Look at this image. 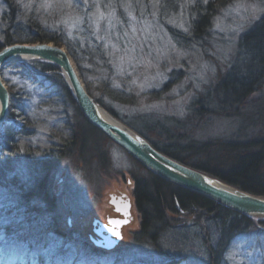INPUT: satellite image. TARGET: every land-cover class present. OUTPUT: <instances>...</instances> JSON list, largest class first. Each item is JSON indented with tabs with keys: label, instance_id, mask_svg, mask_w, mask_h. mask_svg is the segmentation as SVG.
<instances>
[{
	"label": "rangeland",
	"instance_id": "rangeland-1",
	"mask_svg": "<svg viewBox=\"0 0 264 264\" xmlns=\"http://www.w3.org/2000/svg\"><path fill=\"white\" fill-rule=\"evenodd\" d=\"M197 1L214 8L207 30H198L200 37L191 32L189 14ZM53 3L57 18L50 12ZM262 15L264 0H0V35L24 18L60 28L82 49V72L99 105L111 109L121 124L190 165L222 172L230 169L227 158L259 150L264 183V75L242 95L223 85L248 61L238 54L239 39ZM30 62L9 64L0 73L10 99L0 133L8 124L21 129L8 158L14 171L1 177L13 185L0 186V264H208L214 259L213 264H264V218L247 215L250 221L226 238L228 228L196 207L166 214L183 234H172L173 242L135 240L139 215L132 209L134 221L123 228L124 239L109 250L94 248L91 240L98 232L92 217L103 220L114 213L111 195L132 199L127 152L99 142L95 157L90 137L81 153L69 143L73 131L84 130L78 113L52 73ZM47 152L51 171L45 186L51 200L35 197L21 204L20 198L31 200L42 177L27 160ZM223 217L226 226L230 216ZM10 243L18 248L11 255ZM171 243L179 247L180 258L167 252Z\"/></svg>",
	"mask_w": 264,
	"mask_h": 264
},
{
	"label": "trees",
	"instance_id": "trees-1",
	"mask_svg": "<svg viewBox=\"0 0 264 264\" xmlns=\"http://www.w3.org/2000/svg\"><path fill=\"white\" fill-rule=\"evenodd\" d=\"M161 1L166 2L168 0H161ZM220 1L226 3L232 0H220ZM74 3L75 2H73V4ZM75 5L76 3L74 4V6ZM51 9L52 10L50 12L53 13L52 15L57 18L58 12L57 10H55L54 3ZM10 10H11L10 14L12 15L13 8L11 6H10ZM209 10L211 11L209 12ZM213 10L214 8L211 5V2L200 3L197 1L189 7V14L190 17H192L191 32L194 33V36L200 37V35L198 34V30H203L204 32L207 30V28L209 27L208 16L213 12ZM22 12L23 10L19 9L17 10L16 15H19L20 17V15H22ZM28 14L24 16L25 17L32 16L31 12ZM24 19L23 22L14 23L11 28H9V26L5 28V30H9V31L3 30L5 32H3V34L0 35V38L2 40V42H0V48H2V46L4 45L7 44L9 45L16 42L33 43V42L51 41L54 42L55 44L58 43L63 44L68 54L71 56L74 63L76 64V67L79 71L82 81L84 82L87 93L98 104H100L99 100L94 97L90 83L88 82L86 76L82 72V60L78 56L82 52V49L78 46L79 44H77V40L76 39L70 40L67 36L63 34L60 28L58 29L45 28L40 23H36L37 20L36 18H27L26 20ZM32 21H34L35 24H31ZM18 24H20L19 29H14L18 27L16 26ZM28 26L30 28H28ZM86 42L87 41L85 40L83 41L84 43V46H82L83 48L87 47ZM238 47H239L238 49L239 56L242 57L245 54L246 56H248L247 58L248 61L247 60L243 61L241 71H239L238 69V71L236 72L237 76L235 75L231 76L229 80L227 79L226 81H224L223 85L224 86L226 85L228 90L238 92L239 94L238 93L237 94L240 95L242 92H244V90H247L252 85L251 82H254L253 80L257 81L258 78L259 79L261 78V75H264V15H262L255 24L251 25L250 28L241 35L239 39ZM30 63L33 64L35 63L36 67L42 71H46V72L50 71L52 73V77L59 86V89L62 91V93H64L66 99L69 101V104L74 107L76 113H78V116L83 124L82 128H84V130H82L81 133H79L78 131L76 132L73 131L72 134H70V138L68 139L69 143H72L74 145L77 144L78 150L81 153L87 150L86 140H87V136L90 137V139L93 141L91 144L92 146L91 145L90 146L92 148V152L95 157L99 153V149H98L99 142H101L102 144L108 147L115 145L106 135L98 131L96 127H94L86 120V118L77 108L76 104L69 95L64 80L59 70L55 66L42 61H34ZM48 79L49 82H52L51 78ZM105 110H107L110 114L116 117V115L111 109L105 107ZM134 130L140 136L145 138L147 142H149V144L157 151L166 154L167 156L172 157L178 160L179 162L184 163L185 165L196 168L199 171L206 172L243 191H246L254 195H264V183L260 182L261 180L259 177L260 169L257 168L258 164H260L261 161V151L259 150L251 151L247 155L241 156V158L240 157H235L234 159L227 158L228 161L226 160L227 161L226 163L230 165L229 167L230 169L227 172H222L214 169H208L202 166L190 165L186 162L184 158L176 157L171 151L167 150L166 148L163 149L161 147H158L155 143L151 142L147 138V136H145L141 131L136 129ZM20 133H21V129H17V127H14L12 124H8L7 126H5L3 133H0V153L2 152V154L4 155V156H0V169L2 172L0 173V186L5 187L7 185H11V186L13 185L11 181H9L8 183L4 182V180L1 179V177L3 176V173L5 171L11 174L14 171L11 169L10 165H8L9 164L8 158L10 157L9 155L14 151L13 147L15 146V141L19 140ZM102 148H104L105 151L107 150L105 147ZM47 153L41 154L39 157L35 156L32 162L30 160H27V163L29 165H33L35 163V165L37 166L36 168L42 171V177L44 179L41 177L40 180L36 181L35 188L37 192L34 193V196L31 197V200L30 198L26 199V197L20 198L22 200L21 204H28L27 202L33 201L35 197L36 199L43 198L44 202H46L47 200H51L52 196L50 194V198H48L49 190L47 191L45 186L47 184L45 180V175L49 174V172L51 171V170L49 172L47 171L49 165L46 160H47V155H50L49 154L50 152ZM85 153L89 154V152H85ZM126 155L128 156L129 164H130V167L127 169L128 174L131 176L134 183L132 196L140 218L138 230L133 235L135 237V240L140 239V237L143 238L147 237L150 240V242L156 243V240L159 239V236L163 232H168V233L170 232V234L174 233L175 235L178 232H180L181 230L178 229L174 230V228L171 225L172 222L168 219L166 215V214L177 213L178 212L177 208L188 209L190 207L193 208L196 207L199 208L200 210H203L204 217L207 218L211 217L210 221L220 220V224L218 227L228 228V229L224 228L227 229V232L225 234L226 238L232 236L230 234H238L239 226L237 225H240L239 223L243 221L244 222L250 221L248 216L245 214L227 208L223 205L216 203L212 199H209L205 196L197 194L188 189L175 186L159 178L151 171H149L147 168H145L142 164H140L138 161H136L134 158H132L130 155H128L127 153ZM58 156L59 158H61L62 155L58 154ZM3 161L5 162L4 164ZM53 166L54 164L52 165V167ZM3 169L5 171H3ZM46 171L48 173H46ZM175 204H177L178 207L174 206ZM29 209L30 207L27 208L26 212ZM166 209L169 212H166ZM225 215L230 216V221L226 224V226H221L224 224V220L226 219L225 217H223ZM5 229H6L5 231H8L7 227H5ZM177 235L182 236L183 234H177ZM210 261L212 260H209L208 264H213V262L216 263V259H214V261L211 263Z\"/></svg>",
	"mask_w": 264,
	"mask_h": 264
},
{
	"label": "water",
	"instance_id": "water-1",
	"mask_svg": "<svg viewBox=\"0 0 264 264\" xmlns=\"http://www.w3.org/2000/svg\"><path fill=\"white\" fill-rule=\"evenodd\" d=\"M25 60L55 66L86 120L155 175L242 214L264 217V195L248 193L202 171L179 164L154 149L133 129L121 124L87 93L73 59L62 44L48 41L6 45L0 48V73L5 65ZM9 105V92L3 87L0 74V124L7 116ZM97 235L102 239L99 233ZM117 242L119 240L102 239L93 244L109 250Z\"/></svg>",
	"mask_w": 264,
	"mask_h": 264
},
{
	"label": "bare ground",
	"instance_id": "bare-ground-1",
	"mask_svg": "<svg viewBox=\"0 0 264 264\" xmlns=\"http://www.w3.org/2000/svg\"><path fill=\"white\" fill-rule=\"evenodd\" d=\"M22 62H30V61H19L18 63H22ZM17 63V62H16ZM7 65H9V64H7ZM7 65H5V66H7ZM4 66V67H5ZM4 68H2V70H3ZM2 83H3V87H6L5 86V83L2 81ZM69 95H70V93H69ZM72 98V97H71ZM73 100V99H72ZM145 139V138H144ZM147 141V140H146ZM114 143V142H113ZM115 144V143H114ZM116 146H118L117 144H115ZM119 147V146H118ZM161 153V152H160ZM163 154V153H162ZM163 155H165L166 157H168L169 159H172V160H174V161H176L177 163H179V164H182V165H184V166H188V165H185L184 163H181V162H179L178 160H176V159H174V158H172V157H169V156H167L166 154H163ZM0 156H4L3 154H2V152L0 153ZM2 163V162H1ZM5 162L3 161V164H4ZM141 164V163H140ZM145 167V166H144ZM188 167H190V168H193V167H191V166H188ZM146 168V167H145ZM193 169H195V170H198V169H196V168H193ZM5 171V170H4ZM150 171V170H149ZM203 172V171H202ZM153 173V172H152ZM204 173H206V172H204ZM154 174V173H153ZM206 174H208V173H206ZM209 175V174H208ZM157 176V175H156ZM210 176H212V175H210ZM159 177V176H158ZM160 178V177H159ZM162 179V178H161ZM163 180H165V179H163ZM165 181H167V180H165ZM167 182H169V181H167ZM169 183H171V184H173V185H175V186H179V187H181V188H183L182 186H180V185H177V184H174V183H172V182H169ZM233 186V185H232ZM121 195V197L120 196H118V197H116L115 195H111L110 196V198H109V205H110V207H111V210H113V214H110V213H108V216H105L104 218H103V220L102 219H99V218H96V217H92V223H93V229L94 230H96L99 234H100V236H101V238L102 239H106V240H108V241H116V240H121V239H124V234H122V231H123V228L125 227V226H127L128 224H129V222L131 221H134L133 219H131V217H130V212H131V210L132 209H134L136 212H137V209H136V205L134 204V199H133V196H132V199L130 200V199H128V197L129 198H131L130 196H125V194H120ZM203 196V195H202ZM210 199V198H209ZM36 201H38V202H43L44 201V199L43 198H40V199H36ZM214 201V200H213ZM38 202H37V204H38ZM220 205H223V204H220ZM174 206H177L178 207V205L177 204H175ZM223 206H225V205H223ZM225 207H227V206H225ZM227 208H229V207H227ZM45 212V211H44ZM166 212H169L167 209H166ZM137 214H138V212H137ZM258 217H260V218H264L263 216H258ZM139 222H140V218H138V220H137V224H138V227H139ZM128 228V227H127ZM126 229V228H125ZM138 229V228H137ZM172 234H170V232L168 233V232H163L160 236H159V238H162V237H165V238H169V240H170V242H173V240L172 239H170V237H172L171 236ZM173 235H174V233H173ZM97 238L98 239H95V240H91V241H100V240H102V239H99L100 237L97 235ZM147 240H149L147 237H145ZM150 241V240H149ZM172 245H171V247L169 248V250H167V252L169 253V254H171V255H173V256H179L178 255V250H179V247H177L176 246V244H173V243H171ZM8 246L9 247H11L10 248V255H11V251L13 252V253H16L17 251H18V248H15V246L13 245V243H10V244H8L7 246H6V248H8ZM9 249V248H8ZM14 249H16V250H14ZM9 251V250H8ZM180 258V257H179ZM178 260V259H177ZM177 262V261H176Z\"/></svg>",
	"mask_w": 264,
	"mask_h": 264
},
{
	"label": "flooded vegetation",
	"instance_id": "flooded-vegetation-1",
	"mask_svg": "<svg viewBox=\"0 0 264 264\" xmlns=\"http://www.w3.org/2000/svg\"><path fill=\"white\" fill-rule=\"evenodd\" d=\"M116 197H118V196H120L121 197V195L120 194H117V195H115Z\"/></svg>",
	"mask_w": 264,
	"mask_h": 264
}]
</instances>
